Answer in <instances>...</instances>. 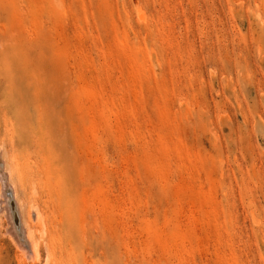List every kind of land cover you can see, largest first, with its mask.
Segmentation results:
<instances>
[{"label": "rangeland", "instance_id": "rangeland-1", "mask_svg": "<svg viewBox=\"0 0 264 264\" xmlns=\"http://www.w3.org/2000/svg\"><path fill=\"white\" fill-rule=\"evenodd\" d=\"M0 155V264H264V0H0Z\"/></svg>", "mask_w": 264, "mask_h": 264}, {"label": "bare ground", "instance_id": "bare-ground-1", "mask_svg": "<svg viewBox=\"0 0 264 264\" xmlns=\"http://www.w3.org/2000/svg\"><path fill=\"white\" fill-rule=\"evenodd\" d=\"M138 14L140 15V18L143 17L142 15L143 13L139 12ZM20 203L18 200L15 185L12 182L11 170L9 171L7 169L6 162L3 159L2 155H0V225H1V221L3 220L6 221L7 227L5 230V234L8 235L7 237H9V239L13 243H15L14 245L15 247H17L16 249H18L20 252L19 255L21 254L23 256L22 258H26V259H28L29 257L28 260L35 262L40 259L38 254V246L33 241L29 229H31L34 226V224H39L40 219L35 208L31 207L29 209L30 211H28L29 212L28 219L27 221H25L21 213L22 203L21 204ZM14 205L16 206L17 209L15 208ZM17 212L18 214H20V223H21L20 227L18 224L19 223L18 219L16 225L14 224V220L16 218ZM27 223L33 226H28ZM38 230L39 232L42 231L40 232L42 237L43 230L40 229Z\"/></svg>", "mask_w": 264, "mask_h": 264}]
</instances>
